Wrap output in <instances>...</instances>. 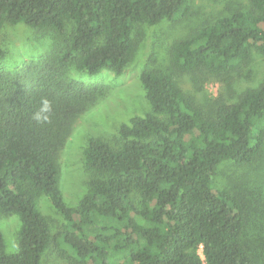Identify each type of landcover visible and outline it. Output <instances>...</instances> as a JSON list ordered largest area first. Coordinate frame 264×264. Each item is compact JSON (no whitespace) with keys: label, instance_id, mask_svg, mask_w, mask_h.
Wrapping results in <instances>:
<instances>
[{"label":"trees","instance_id":"1","mask_svg":"<svg viewBox=\"0 0 264 264\" xmlns=\"http://www.w3.org/2000/svg\"><path fill=\"white\" fill-rule=\"evenodd\" d=\"M188 10V0H0V29L23 23L56 40L18 71L0 69V214L20 220L17 251H5L0 233V264H42L52 241L69 264H262L246 249L242 197L217 186L215 173L224 160L250 164L264 144V77L242 90L231 82L254 51L264 58V0L174 41L169 69L139 75L151 111L120 125L117 148L87 140L84 166L97 177L76 207L57 186L55 157L75 117L104 91L67 78V69L120 75L136 50V25ZM176 73L210 74L222 89L201 103ZM39 195L65 221L56 235Z\"/></svg>","mask_w":264,"mask_h":264},{"label":"rangeland","instance_id":"2","mask_svg":"<svg viewBox=\"0 0 264 264\" xmlns=\"http://www.w3.org/2000/svg\"><path fill=\"white\" fill-rule=\"evenodd\" d=\"M245 3L246 0H188L189 10L184 17L162 20L155 25H136L133 31L136 50L120 75L103 70L90 76L72 67L67 69V78L87 84L99 83L104 91L75 117L67 140L55 157L57 186L66 205L76 207L87 193L90 180L97 177L95 172L84 166L83 150L87 140L100 138L117 148L122 142L118 133L120 125L128 123L133 115L151 111L139 79L140 72L145 68L169 69V50L174 41L213 23L219 16L227 15ZM55 41V34L51 31H39L23 23H4L0 29L1 71L14 73L21 66L37 61L51 50ZM251 56L250 63L232 77V86L236 90L256 86L264 77V58L255 51ZM175 77L182 90L201 103H211L222 89L221 82L210 74L176 73ZM215 182L217 186L229 188L242 197L248 212V224L243 233L246 249L254 259L264 264V144L250 164L222 161L216 169ZM37 207L47 217L51 235L63 230L65 221L48 196L39 195ZM19 228L17 215L0 214V233L8 253L18 249ZM58 242L62 244L61 238ZM62 248L69 250L66 245ZM42 264L69 263L60 257L52 241L43 253Z\"/></svg>","mask_w":264,"mask_h":264}]
</instances>
